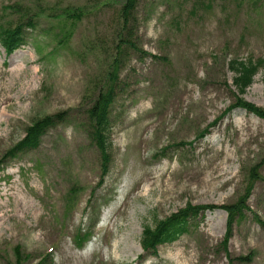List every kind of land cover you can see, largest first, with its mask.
<instances>
[{
  "label": "rangeland",
  "instance_id": "rangeland-1",
  "mask_svg": "<svg viewBox=\"0 0 264 264\" xmlns=\"http://www.w3.org/2000/svg\"><path fill=\"white\" fill-rule=\"evenodd\" d=\"M124 2L0 0V23L35 22L11 55L0 43V161L33 122L66 113L37 149L1 164L0 264H264V119L225 114L235 58L263 60L243 98L264 108V0H139L103 177L86 110L122 38ZM259 164L228 250L221 208L157 253L143 250L145 226L188 204L235 203Z\"/></svg>",
  "mask_w": 264,
  "mask_h": 264
},
{
  "label": "trees",
  "instance_id": "trees-1",
  "mask_svg": "<svg viewBox=\"0 0 264 264\" xmlns=\"http://www.w3.org/2000/svg\"><path fill=\"white\" fill-rule=\"evenodd\" d=\"M139 0H125L120 8V26L122 28V38L117 44V52L111 62L108 77L103 85L98 87L92 94L90 104L87 107V121L86 127L88 135L92 142L97 147L101 154L103 177L109 173L112 156L110 153L111 145V130H112V107L115 104L118 95V81L121 70L122 56L126 48H134L135 41L133 35V22L135 20V13ZM79 15L76 17L78 18ZM35 22L27 19L22 20L14 25L0 23V43L9 56L23 44L26 40V29L34 28ZM263 66V60H254L252 58L243 61L238 58L230 61V69L235 76L233 84L235 90L238 91L236 101L227 108L225 114L231 112L236 108H242L250 113L257 115L264 119V108H261L254 103L243 98L247 88L253 82L256 74ZM66 113H57L55 115L45 116L33 122L26 130V135L22 138L10 151H8L5 159L0 161L1 164L6 162V158H12L20 152L37 149L42 137L51 128L57 126L65 120ZM206 132L201 133L200 136H205ZM201 138V137H200ZM260 164L254 166L249 174V185L246 193L240 197L233 204H226L222 206L217 205H191L188 204L185 208L172 214L168 218L158 221L155 227L145 226L142 234L143 250L149 253H157L158 247L165 243H170L177 240L181 235L187 231L188 223L191 218L197 217L200 214L208 211L221 208L227 212V231L223 240V247L228 250V243L233 236L234 223L242 217L244 211L248 209L247 201L252 194L253 187L256 181L262 179L260 175ZM83 237H79L78 244L82 246ZM251 259L250 256L238 257V261H246ZM234 259L230 257L229 264H233Z\"/></svg>",
  "mask_w": 264,
  "mask_h": 264
},
{
  "label": "bare ground",
  "instance_id": "bare-ground-1",
  "mask_svg": "<svg viewBox=\"0 0 264 264\" xmlns=\"http://www.w3.org/2000/svg\"><path fill=\"white\" fill-rule=\"evenodd\" d=\"M15 217H16L15 214H11V215L8 216V218L5 220V222L8 223L6 229L11 230V229L16 228V224L13 223V220L15 219Z\"/></svg>",
  "mask_w": 264,
  "mask_h": 264
}]
</instances>
